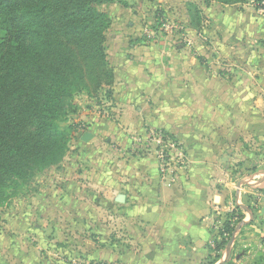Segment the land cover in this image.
I'll return each instance as SVG.
<instances>
[{"label": "crops", "instance_id": "obj_1", "mask_svg": "<svg viewBox=\"0 0 264 264\" xmlns=\"http://www.w3.org/2000/svg\"><path fill=\"white\" fill-rule=\"evenodd\" d=\"M155 1L162 6H173L172 10L176 14L181 12L184 18L189 16L186 3L194 1L210 19L211 26L213 22L219 25L228 18V21L236 16L241 18L246 9V6L231 5L215 7L218 5L215 2L204 5L202 0ZM245 11L249 16L246 19L254 20L250 8ZM137 23L138 20L129 26L139 36H121L133 42L127 48H114L108 54L115 74L111 101L114 115L109 119L116 122L109 124L108 120L109 129L124 135L147 127L164 128L184 143L189 160L187 170L181 171L177 183L167 188L153 156H129L115 161L114 154V157L107 156L112 169L108 176L106 174V183H99L100 190L93 198L100 199L104 189L114 195L109 204L113 206L117 202L118 211L108 214L110 219L105 229L109 233L112 227L113 235L118 229L124 243L120 252H108L107 261L113 264H206L214 252L213 264L221 261L222 264H245L249 258L251 264H264V173L254 174L256 179L249 183L228 182L226 173L227 154L231 153L226 138L240 139L248 134L244 133L248 129L252 133L259 132V117L263 114L254 107L259 105L258 101L252 102L251 97L247 102L251 105V114L243 113V89H253L252 81L244 83L237 75L227 80L217 60L213 61L217 65L212 63L205 67L186 49H154L157 44H146L140 39L142 27H137ZM241 37L257 39V36ZM258 37L264 39V36ZM196 41L200 46V39ZM226 52L219 48L205 55L213 58L212 53L220 57ZM247 121H250L248 125ZM85 133L91 134L87 140L90 141L93 133L85 131L80 134V140L87 142L82 140ZM239 142L235 149L242 154L244 150ZM228 184L234 188V197H231L238 202L241 221L234 226L231 244L228 246L229 240L225 237L224 247L216 250L214 242L222 239L219 234L222 223L215 220L227 199L225 187ZM96 185V180L91 182L92 189L96 190ZM120 196L124 198L122 202L118 201ZM244 196L249 197V203L242 200ZM231 197L229 201L233 202ZM255 204L259 209L253 208ZM97 209L90 211L91 216L98 215Z\"/></svg>", "mask_w": 264, "mask_h": 264}, {"label": "rangeland", "instance_id": "obj_2", "mask_svg": "<svg viewBox=\"0 0 264 264\" xmlns=\"http://www.w3.org/2000/svg\"><path fill=\"white\" fill-rule=\"evenodd\" d=\"M211 2L218 4L215 7L246 6V9L250 8L252 11L254 20L246 19L249 16L245 9L242 11L243 17L236 16L230 21L228 18L219 25L213 22L214 26H211L210 19L205 17L194 1L186 3L189 16L185 18L181 12L176 14L172 10L173 6H162L155 0H116L97 8L110 18L104 46L112 69L108 54L114 48H127L133 42L123 40L121 36H139L129 26L131 22L138 20L136 26L142 27L140 39L146 44H157L154 49H186L205 67L217 65L213 62L217 60L223 71L222 75L227 80L237 75L244 83L252 81L253 89H243V113L251 114V105L247 103L251 97L252 102L254 99L258 101L259 105L254 107L259 110V114H263L259 117V132L252 133L248 129L247 132L244 131L248 134L240 139L226 138L228 149L231 150L226 159L227 181L249 183L256 179L254 174L264 173V39L258 37L264 36V0H247L236 5ZM202 3L206 5L203 0ZM193 6L200 9L197 19L192 14ZM131 10L141 13H132ZM241 36H257V39ZM196 39H200V46ZM219 48L226 50L227 54L218 57L212 53L213 58L205 55L207 51H219ZM112 85L98 88L91 85L86 89H76L66 100L63 117L58 123L66 138V151L60 160L36 171L29 178L14 177L7 182L5 199L0 206V264H113L107 261L108 252L121 251L123 235L117 232L118 229H115L113 235L112 227L107 233L105 227H108L110 219L108 214L118 211V203L115 202L113 206L109 204L114 195H110L105 189L100 193V199L93 198L100 190L99 183H106V174L108 176L109 169H112L107 156L114 154V161L124 160L129 156H153L157 162L158 174L166 182L167 188L177 183L182 170H187L189 159L184 152L185 145L176 138L175 133H169L160 127H147L140 132L120 135L109 129V124L116 123L109 119L114 115L111 110ZM110 89L111 94H106ZM107 121L111 123L108 124ZM246 123L248 125L250 121ZM246 125L244 123V128ZM154 130L164 131L170 143L173 142L175 146V150L169 148L172 161L167 162L164 173L158 168V158L153 146L145 147L150 131ZM84 131L93 133L92 141L80 140V134ZM239 140V145L244 150L242 154L235 149ZM176 152L181 154V158L176 157ZM95 180L96 190L91 187V182ZM225 188L228 190L227 199L215 220L221 223L226 219L225 209L231 202L229 198L234 197V188L231 189L230 184ZM247 194L249 193H245ZM248 196H244L242 200L246 199L249 203ZM233 197L231 200L234 202L236 200ZM256 205L253 208L259 209L260 206ZM95 208L99 209V213L93 217L90 211ZM236 211L241 215L238 205ZM117 220L120 221L121 218L118 217ZM238 223L236 221L235 224L238 226ZM99 229L103 231H98ZM214 255L213 252L209 256L212 261L208 260L206 264H213ZM250 261V258L246 259L245 264H251Z\"/></svg>", "mask_w": 264, "mask_h": 264}, {"label": "trees", "instance_id": "obj_3", "mask_svg": "<svg viewBox=\"0 0 264 264\" xmlns=\"http://www.w3.org/2000/svg\"><path fill=\"white\" fill-rule=\"evenodd\" d=\"M115 1L0 0V206L9 180L33 176L66 151L58 123L74 91L113 84L104 46L110 18L97 7ZM211 1L247 0H203ZM199 11L193 6L194 19ZM223 224L216 250L234 231Z\"/></svg>", "mask_w": 264, "mask_h": 264}, {"label": "built area", "instance_id": "obj_4", "mask_svg": "<svg viewBox=\"0 0 264 264\" xmlns=\"http://www.w3.org/2000/svg\"><path fill=\"white\" fill-rule=\"evenodd\" d=\"M148 136L149 137L147 138L146 141L147 144H145V147H147L148 145H149L148 147L153 146V150H155V154L158 158V168L161 173H164L165 168L167 166V162L172 161V153L169 151V148L175 150V146L173 142L170 143L169 138L165 135V132L162 130L150 131ZM175 155L176 157L181 158L180 153L176 152ZM237 205H238L237 200L234 202H229V204L225 209V215H226L225 221H227L229 226H235L236 221L238 223L241 220L239 214H237L236 211ZM221 226L223 228L224 224L222 223ZM225 235L226 234H224V236Z\"/></svg>", "mask_w": 264, "mask_h": 264}, {"label": "water", "instance_id": "obj_5", "mask_svg": "<svg viewBox=\"0 0 264 264\" xmlns=\"http://www.w3.org/2000/svg\"><path fill=\"white\" fill-rule=\"evenodd\" d=\"M91 137V134L90 133H85L82 137V140H85L87 141L89 138ZM123 196H120V198L118 199V201L122 202L123 201ZM234 239V233L231 235L230 239H229V242H228V246L231 244V242L233 241ZM228 251H229V248H228ZM217 264H222V261L221 262H218Z\"/></svg>", "mask_w": 264, "mask_h": 264}]
</instances>
